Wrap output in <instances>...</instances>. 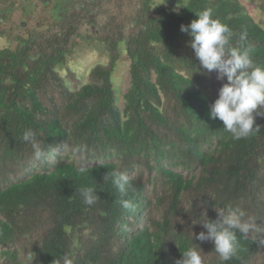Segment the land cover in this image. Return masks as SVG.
Segmentation results:
<instances>
[{
  "label": "trees",
  "instance_id": "obj_1",
  "mask_svg": "<svg viewBox=\"0 0 264 264\" xmlns=\"http://www.w3.org/2000/svg\"><path fill=\"white\" fill-rule=\"evenodd\" d=\"M251 1L257 19L239 0H172L176 9L55 0L49 20L0 48V264H175L190 248L204 264H221L210 241L195 239L204 229L192 221L228 205L255 217L264 235V116L240 140L209 118L227 80L202 68L180 31L211 8L233 46L247 33L245 47L264 68V0ZM96 42L106 60L85 80L68 67L60 73L79 46ZM122 55L130 85L119 107L112 76ZM27 129L44 158L23 141ZM80 145L83 160L71 154ZM114 169L133 177L126 198L135 214L119 203ZM82 187L100 199L85 205ZM237 238V257L223 264H264V246Z\"/></svg>",
  "mask_w": 264,
  "mask_h": 264
},
{
  "label": "clouds",
  "instance_id": "obj_2",
  "mask_svg": "<svg viewBox=\"0 0 264 264\" xmlns=\"http://www.w3.org/2000/svg\"><path fill=\"white\" fill-rule=\"evenodd\" d=\"M180 31L189 37L188 44L199 60L203 69L215 71L217 79L224 80L218 97L210 105L209 118L219 119L223 128L231 134L232 139H246L259 131L255 123L257 116H264V68L253 62L251 50L245 47L247 33L241 32L238 45L231 44L232 31L227 24L213 17V10L206 8L195 13V18L187 25L181 24ZM22 139L31 145L34 158L39 160L47 153L38 140L37 132L27 129ZM87 152L86 145H80L72 150L73 158L83 160ZM83 171V168L80 169ZM111 183L116 187L121 197L119 203L126 211L135 214L138 205L134 200L126 198L133 192V177L124 171L114 169L108 174ZM82 201L87 206L94 205L100 198L93 187L79 189ZM215 219H210L203 213L199 222L204 231L195 233V239L201 242H211L221 264L236 258L240 249L237 232L244 240L251 236L257 246H264V235H259L260 228L255 217L245 218L246 213L240 208L227 206V210H217ZM193 236V235H192ZM70 264V262H69ZM175 264H204L202 256L196 249H188Z\"/></svg>",
  "mask_w": 264,
  "mask_h": 264
},
{
  "label": "rangeland",
  "instance_id": "obj_3",
  "mask_svg": "<svg viewBox=\"0 0 264 264\" xmlns=\"http://www.w3.org/2000/svg\"><path fill=\"white\" fill-rule=\"evenodd\" d=\"M51 1L55 0H0V48L16 45V36L23 35L26 28L36 27L38 22H45L51 16ZM154 5L165 8L176 9L172 0H152ZM245 7L246 12L257 19L259 11L251 0H239ZM106 60V54L100 43L82 44L71 55L66 66L59 68L61 74H64L66 67L72 69L78 76L85 80L89 69L97 63H103ZM128 61L125 55H122L118 61L112 76V84L117 96V105L122 106L123 94L130 85L128 73Z\"/></svg>",
  "mask_w": 264,
  "mask_h": 264
}]
</instances>
